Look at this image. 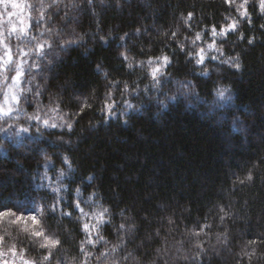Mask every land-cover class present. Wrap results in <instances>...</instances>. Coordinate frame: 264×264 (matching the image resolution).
<instances>
[{"label":"clouds","instance_id":"clouds-1","mask_svg":"<svg viewBox=\"0 0 264 264\" xmlns=\"http://www.w3.org/2000/svg\"><path fill=\"white\" fill-rule=\"evenodd\" d=\"M184 3L0 0V264H264V149L225 161L202 216L176 196L123 203L82 162L90 137L147 139L140 121L177 112L220 129L227 151L264 141L237 87L264 47V0ZM81 62L87 78L70 70Z\"/></svg>","mask_w":264,"mask_h":264},{"label":"trees","instance_id":"trees-1","mask_svg":"<svg viewBox=\"0 0 264 264\" xmlns=\"http://www.w3.org/2000/svg\"><path fill=\"white\" fill-rule=\"evenodd\" d=\"M185 6L181 0V7ZM204 7L214 10L219 17L220 5ZM168 14L165 6L159 19L166 22ZM121 22L128 24L129 20ZM205 22H209L207 18ZM261 52L264 47L253 49L247 55L250 71L245 82H237L242 101L250 104L256 113L253 132L264 129L261 111L264 109V64L257 58ZM70 70L85 78L89 76L86 62ZM139 127L147 139H140L132 132L110 130L90 137L82 145L81 156L85 168L103 166L102 185L106 191L116 188L123 203L138 205L143 211L155 210L157 198L171 202L172 196H176L181 203H191L194 215L202 216L204 203L215 194L216 186L227 182L225 161L237 167L238 161L253 159L264 149V141H256L247 150L235 147L227 151L220 129L178 112L170 115L163 126L145 120L139 122ZM85 148L92 149L89 155L84 154ZM255 191L261 194L256 207L264 206V189ZM149 192L159 193V197L145 199Z\"/></svg>","mask_w":264,"mask_h":264}]
</instances>
